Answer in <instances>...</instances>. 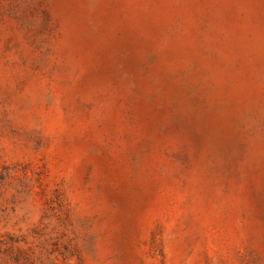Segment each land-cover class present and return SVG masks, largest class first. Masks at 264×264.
<instances>
[{
  "label": "rangeland",
  "instance_id": "374dc122",
  "mask_svg": "<svg viewBox=\"0 0 264 264\" xmlns=\"http://www.w3.org/2000/svg\"><path fill=\"white\" fill-rule=\"evenodd\" d=\"M0 264H264V0H0Z\"/></svg>",
  "mask_w": 264,
  "mask_h": 264
}]
</instances>
